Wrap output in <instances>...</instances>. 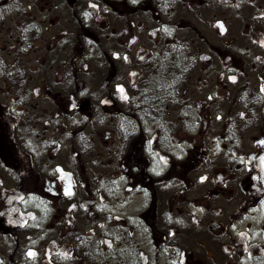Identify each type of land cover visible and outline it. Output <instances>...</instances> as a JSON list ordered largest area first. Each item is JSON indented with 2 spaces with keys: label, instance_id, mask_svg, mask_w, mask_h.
Segmentation results:
<instances>
[{
  "label": "flooded vegetation",
  "instance_id": "af4514ba",
  "mask_svg": "<svg viewBox=\"0 0 264 264\" xmlns=\"http://www.w3.org/2000/svg\"><path fill=\"white\" fill-rule=\"evenodd\" d=\"M37 6L42 78L1 76L0 264H264V0Z\"/></svg>",
  "mask_w": 264,
  "mask_h": 264
},
{
  "label": "rangeland",
  "instance_id": "374dc122",
  "mask_svg": "<svg viewBox=\"0 0 264 264\" xmlns=\"http://www.w3.org/2000/svg\"><path fill=\"white\" fill-rule=\"evenodd\" d=\"M40 3L41 0H14L9 2L7 5L0 6V64L3 62H14L15 64L20 65L21 70H24V65L28 64L33 69V83H36V79L42 78L39 63H42L43 60H46V64L50 62V55L47 56L43 49L49 47L51 35L56 34L57 29H59V24H57L56 8L53 7L52 10L48 8L43 11L42 7L39 8V6H37ZM29 4L32 5L31 14L26 12V5ZM35 11L37 12L35 19L38 22L37 29L39 30L40 37L35 38L34 44H36V46L41 50V53L44 55L40 56L39 54H33V60L32 62H29L25 53L27 40L24 38V26L26 29L28 23L25 25L24 21L29 20L30 15L36 14ZM44 16L45 21H41ZM51 18L54 20H51ZM50 47H52V44ZM98 57L99 55L97 54H95V56L92 55V58H89L90 63H99L100 61L98 60ZM4 78L5 77L1 78L0 76V98L5 100L11 99L13 101L14 98H12L9 93V89H12L14 96L17 97V95H19L23 99L24 87L19 86L17 83L15 86H12V82H7ZM32 88L34 89V85ZM7 127L8 124L5 123V128L7 129ZM246 138L250 141L249 136Z\"/></svg>",
  "mask_w": 264,
  "mask_h": 264
},
{
  "label": "trees",
  "instance_id": "16d2710c",
  "mask_svg": "<svg viewBox=\"0 0 264 264\" xmlns=\"http://www.w3.org/2000/svg\"><path fill=\"white\" fill-rule=\"evenodd\" d=\"M12 62H8V63H1L0 64V76H2L3 74H6L9 78H13V68L11 67ZM21 74L20 68H15V74H14V78H18L19 75ZM22 77V74H21Z\"/></svg>",
  "mask_w": 264,
  "mask_h": 264
},
{
  "label": "snow or ice",
  "instance_id": "6c2138e0",
  "mask_svg": "<svg viewBox=\"0 0 264 264\" xmlns=\"http://www.w3.org/2000/svg\"><path fill=\"white\" fill-rule=\"evenodd\" d=\"M261 42H262V43H264V41H261ZM232 79H233V80H235V79H236V77H232ZM120 87H121V89H123V86H122V85H121ZM201 179H204V177H201ZM69 194H71V191H70V190H69ZM29 254H30V255H34V253H33V252H31V251H30V253H29Z\"/></svg>",
  "mask_w": 264,
  "mask_h": 264
}]
</instances>
